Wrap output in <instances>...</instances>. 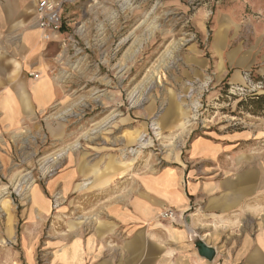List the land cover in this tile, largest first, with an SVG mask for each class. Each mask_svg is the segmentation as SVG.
<instances>
[{
    "label": "rangeland",
    "instance_id": "rangeland-1",
    "mask_svg": "<svg viewBox=\"0 0 264 264\" xmlns=\"http://www.w3.org/2000/svg\"><path fill=\"white\" fill-rule=\"evenodd\" d=\"M61 16L71 38L66 96L46 116L49 126L36 124L0 150V264L11 254L22 264L26 241L36 263L47 264L76 221L101 216L91 195L119 192L134 174L170 164L195 136L263 117L250 101L264 93L231 87L245 71L264 74L237 68L252 60L264 0H70ZM72 158L83 167L77 187L88 206L64 209L49 184ZM31 185L50 198L41 221Z\"/></svg>",
    "mask_w": 264,
    "mask_h": 264
},
{
    "label": "crops",
    "instance_id": "crops-1",
    "mask_svg": "<svg viewBox=\"0 0 264 264\" xmlns=\"http://www.w3.org/2000/svg\"><path fill=\"white\" fill-rule=\"evenodd\" d=\"M36 3L0 0V150L33 134L36 124L49 126L46 116L66 96L70 33L39 29ZM262 23L252 60L237 65L241 71L257 65L264 73ZM82 169L72 158L49 184L50 191L58 185L64 209L73 201L88 206L77 187ZM29 194L42 220L50 198L35 185ZM90 197L101 216L89 225L76 221L47 264H264V116L241 129L195 136L170 164L134 174L119 192ZM168 210L171 219L161 216ZM198 243L213 250L212 259L198 254ZM31 244L21 248L22 264H37ZM19 259L11 254L8 264Z\"/></svg>",
    "mask_w": 264,
    "mask_h": 264
},
{
    "label": "built area",
    "instance_id": "built-area-1",
    "mask_svg": "<svg viewBox=\"0 0 264 264\" xmlns=\"http://www.w3.org/2000/svg\"><path fill=\"white\" fill-rule=\"evenodd\" d=\"M70 0H37L35 8L36 26L44 31L59 33L62 28V6ZM47 37V35H45ZM36 77V75H33ZM239 95L257 96L264 93V74L257 75L251 71L242 73V82L231 87ZM163 218L171 219L173 211L168 210L161 214Z\"/></svg>",
    "mask_w": 264,
    "mask_h": 264
},
{
    "label": "water",
    "instance_id": "water-1",
    "mask_svg": "<svg viewBox=\"0 0 264 264\" xmlns=\"http://www.w3.org/2000/svg\"><path fill=\"white\" fill-rule=\"evenodd\" d=\"M198 254L208 260L213 258V250L211 248L206 247L203 243L197 244Z\"/></svg>",
    "mask_w": 264,
    "mask_h": 264
},
{
    "label": "trees",
    "instance_id": "trees-1",
    "mask_svg": "<svg viewBox=\"0 0 264 264\" xmlns=\"http://www.w3.org/2000/svg\"><path fill=\"white\" fill-rule=\"evenodd\" d=\"M253 101H250V104L254 105V108L258 111H263L264 116V97H258L256 100L252 99Z\"/></svg>",
    "mask_w": 264,
    "mask_h": 264
},
{
    "label": "bare ground",
    "instance_id": "bare-ground-1",
    "mask_svg": "<svg viewBox=\"0 0 264 264\" xmlns=\"http://www.w3.org/2000/svg\"><path fill=\"white\" fill-rule=\"evenodd\" d=\"M140 139V138H139ZM140 141H143V139H140ZM143 145V144H142Z\"/></svg>",
    "mask_w": 264,
    "mask_h": 264
}]
</instances>
